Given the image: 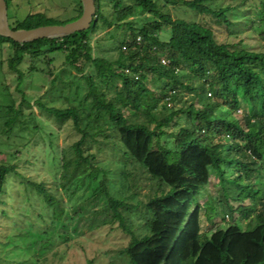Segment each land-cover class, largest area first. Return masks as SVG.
I'll list each match as a JSON object with an SVG mask.
<instances>
[{
	"label": "trees",
	"instance_id": "obj_1",
	"mask_svg": "<svg viewBox=\"0 0 264 264\" xmlns=\"http://www.w3.org/2000/svg\"><path fill=\"white\" fill-rule=\"evenodd\" d=\"M247 1L95 0L96 17L86 31L23 44L0 36V137L15 136L10 145L17 149L0 159V205H13L2 211L8 220L14 213L10 223L25 202L39 204L40 215L56 226L69 211L64 196L87 187L92 201L105 203L101 213H112L111 223L118 221L130 236L123 253L131 264H264V0ZM75 3L76 15L66 21L39 12L11 27L70 23L83 14L82 0ZM170 7L212 19L226 40L212 26L175 17ZM139 15L149 18L140 26L130 22ZM113 28L106 38L95 35ZM61 57L83 73L87 96L65 109L38 100L47 117L29 114L24 104L30 100L20 89L27 75L35 81L53 74ZM11 73L20 104L5 86ZM184 92L188 100L176 107ZM53 121H70L71 138L63 145L57 144L63 130ZM140 169L167 190L150 198L139 215L121 187L129 190ZM213 184L233 219L254 216L255 223L207 234L204 207L208 222L220 212V203L201 202ZM0 240L3 251L9 244Z\"/></svg>",
	"mask_w": 264,
	"mask_h": 264
},
{
	"label": "rangeland",
	"instance_id": "obj_2",
	"mask_svg": "<svg viewBox=\"0 0 264 264\" xmlns=\"http://www.w3.org/2000/svg\"><path fill=\"white\" fill-rule=\"evenodd\" d=\"M11 2V24H14L17 20L24 19L29 14L39 12L46 13L47 16L58 21H66L76 15L75 0H12ZM231 2L232 0H222L219 4L225 6ZM254 3V0L247 1V5ZM169 9L175 17H184L189 21H197L207 26H212L217 33L218 39L221 41L226 40L227 32L220 28L212 19L204 18V16L189 11L184 7L177 10L172 7ZM139 17L140 20H137ZM147 18H149L148 15H139L136 19L132 18L130 22L140 26ZM113 31H115L114 28L105 29L95 35L97 38H106L108 33ZM122 31L119 30L117 35L120 36ZM166 32L169 33V30L166 29ZM101 43L105 45L104 40ZM110 46V56L114 60L116 52L114 51V46ZM107 48L106 46L104 47L102 51L103 55L107 52ZM7 58L8 52L5 54V59ZM166 61L169 64L168 59ZM52 66L54 68L53 74H47L45 75L46 77L38 78L35 81H33L32 75L28 74L24 86L20 88L26 92L27 98L30 100V106L24 104V107L28 108L29 114L35 113L37 116L47 117L46 113L40 112L39 107L36 105L38 100H41L48 107L65 109L80 106L88 94L89 90L83 73L65 65L63 57L59 58ZM5 68L8 72L7 67ZM16 78V74H9L5 79V86L10 88L17 100V104H20L22 97L18 91ZM54 79L56 81L55 85L52 84ZM2 82L3 76L1 75L0 90L2 89ZM148 86L153 90L155 89V85L152 82ZM188 96V93L184 92L181 97L182 99L176 104V107L182 106L188 100ZM213 99L218 101L215 97ZM161 109L162 107L159 108L158 112ZM124 111L132 114V111H128L127 109H124ZM244 112L245 110L242 109L239 114H243ZM51 123L54 128H62V135L58 139L57 144L59 146L63 145L65 137L71 138L72 129L70 121L65 122V124H58L54 121ZM15 139V136L0 137V159L3 155L2 153H13L17 150L12 147L13 145H10ZM222 152L226 154L228 150L223 148ZM105 158L106 156H103V159ZM48 169L50 170V168ZM34 174L33 171L29 173V175ZM43 175L46 176L44 173ZM44 176V179H48ZM48 183V186L51 187L52 181L50 182L48 179ZM131 185L132 187L129 190L121 187V191L123 195L128 197L127 202L129 204L139 207L137 210L139 211L137 213L139 215L145 210V203L150 198L167 190L164 185L154 180L142 169L134 174ZM208 189L209 193L207 197L201 202L205 206H208L206 202L208 199H211L212 201H209V205L219 204L221 195L218 193V189L214 184L209 186ZM3 198L5 200L6 196ZM63 199L67 203L69 211L63 221L56 226L51 224L50 216L46 215L42 217L40 215L39 204L31 207V204L22 202L19 207L16 223L14 224L10 223L15 220L14 213L9 220L2 214V211L13 208V205H0V237L2 236L3 242L9 244L3 251L0 250V264H131L128 256L123 253V250L129 245L131 238L119 228L118 221L111 223L112 213H101L106 207L104 202L92 201V192L87 187L82 188L74 197L64 196ZM225 209L223 204L220 203L219 214L213 216L212 222H208L206 220L207 208L204 207L203 226L207 234H211L217 229L226 228L233 223H237L244 230L253 224L251 221L255 223L254 216L248 220L236 214L233 219ZM24 213L27 215L25 216ZM135 223L137 225L139 220H135ZM134 229L137 230V228ZM46 231H48L47 235H40ZM138 233L142 234L143 232L138 229ZM6 235L8 237L4 238Z\"/></svg>",
	"mask_w": 264,
	"mask_h": 264
},
{
	"label": "water",
	"instance_id": "obj_3",
	"mask_svg": "<svg viewBox=\"0 0 264 264\" xmlns=\"http://www.w3.org/2000/svg\"><path fill=\"white\" fill-rule=\"evenodd\" d=\"M82 2L84 6L83 14L75 21L64 25H47L33 29L14 30L9 20L8 2L7 0H0V36L23 44L40 39L86 31L94 23L97 8L95 0H82Z\"/></svg>",
	"mask_w": 264,
	"mask_h": 264
},
{
	"label": "built area",
	"instance_id": "obj_4",
	"mask_svg": "<svg viewBox=\"0 0 264 264\" xmlns=\"http://www.w3.org/2000/svg\"><path fill=\"white\" fill-rule=\"evenodd\" d=\"M162 63L166 64L167 62H166V60L163 59V60H162Z\"/></svg>",
	"mask_w": 264,
	"mask_h": 264
},
{
	"label": "flooded vegetation",
	"instance_id": "obj_5",
	"mask_svg": "<svg viewBox=\"0 0 264 264\" xmlns=\"http://www.w3.org/2000/svg\"><path fill=\"white\" fill-rule=\"evenodd\" d=\"M8 8H9V6H8ZM9 20H10V14H9ZM11 24V23H10Z\"/></svg>",
	"mask_w": 264,
	"mask_h": 264
}]
</instances>
